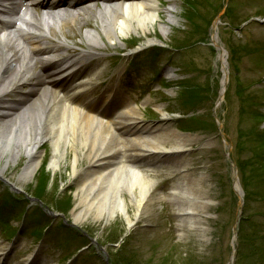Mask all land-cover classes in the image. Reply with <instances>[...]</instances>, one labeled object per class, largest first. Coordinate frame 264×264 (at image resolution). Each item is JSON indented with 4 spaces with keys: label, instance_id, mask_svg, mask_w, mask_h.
<instances>
[{
    "label": "bare ground",
    "instance_id": "1",
    "mask_svg": "<svg viewBox=\"0 0 264 264\" xmlns=\"http://www.w3.org/2000/svg\"><path fill=\"white\" fill-rule=\"evenodd\" d=\"M107 1H101L102 8H97L96 4H85L83 8H88L82 13L64 15L52 12L36 16L27 7H17L16 0H0V6L4 4L14 11L13 25L10 27L17 26L8 35H0V100L2 95L23 88L40 91L17 115L9 116L5 111H0V159L6 158L7 162L13 164L21 154L25 156L27 165L18 175L16 184L22 188L21 184L36 173L41 163L38 146L48 142L51 149L48 167L51 171L57 172L68 163L71 176L75 175L79 180L74 194L77 203L71 212L72 224L77 226L87 221H109L121 216L127 224L126 229L139 218L147 202L152 200L150 197L154 196V183L147 173L160 165L170 166L181 177L168 194L162 193L156 199L184 201V204H175L177 217L189 225H196L199 223V213L206 208L203 192L199 181L185 174L187 171L184 172V168L188 165L181 156V152H186L195 138L170 130L166 127L169 119L164 115L159 119V124L152 128L143 125L135 107L123 101L118 85L104 89L98 103L102 109L108 98L114 96L119 106L115 109L111 107L108 113L100 115L90 114L92 108L84 111L86 107L83 104L73 106L64 103L57 91L52 90L72 81L73 77L68 73H80L87 66L91 67L90 63L86 65L85 62L96 57L93 51L101 49L104 42L119 48L133 35L146 38L143 45H147L157 41L149 40L147 35L156 30L162 35L166 34L177 22L174 6L171 4L161 8L160 0ZM109 2L116 4L108 6ZM198 2L203 5L206 0ZM53 8L55 4L50 9ZM95 9L96 12L93 11ZM160 9L164 15H159ZM88 14L93 15L92 21L98 29L86 30L83 34L86 51L55 61L39 58L69 51L67 47L70 46L63 40L65 29H79L80 20H85V23L90 21ZM51 37H61L58 46H54L57 50L44 47L46 43L52 44L48 41ZM222 58L220 54V63L223 62ZM91 72V78H79L81 81L78 84L86 86L77 89H82L86 95L88 91L91 93V86L97 81L98 72L95 68ZM71 86L76 85H68ZM88 87L90 89L87 90ZM96 101L92 100L94 103ZM0 107L5 108L4 101L0 102ZM46 159V156L42 158L43 162ZM84 162L87 165H83ZM82 166L84 169L80 171ZM143 168H148V171L143 172ZM129 205L136 214L130 215ZM154 217V214L150 216ZM161 240L163 237L160 234L158 242ZM44 250L47 249L41 248L39 252Z\"/></svg>",
    "mask_w": 264,
    "mask_h": 264
},
{
    "label": "rangeland",
    "instance_id": "2",
    "mask_svg": "<svg viewBox=\"0 0 264 264\" xmlns=\"http://www.w3.org/2000/svg\"><path fill=\"white\" fill-rule=\"evenodd\" d=\"M198 1L199 0H171L169 4H174L176 24H173L171 30L166 34L162 35L156 30L146 36L149 40H160L163 43V48H159L158 50L153 48L152 50H143L141 51L142 56L138 58V64L148 63V61H146L147 54H153L159 58L158 69H162L163 71V68H165L167 72H170V76H172L171 80L166 79V74L161 77L162 79H166V87L169 88L165 87L162 93L155 92L158 87V82L155 80L157 74H154L155 70H145L139 75V85L137 87H131V89L127 91V98L130 102L138 103L139 112L143 115V122L145 123L159 120L160 115L153 112L155 106H162L164 114L166 113V115L172 119L180 115L179 112L184 104V109L188 113L198 111V113L201 114L192 121H181L179 124L176 122L175 125H173V123L171 127L175 129L176 127H182L185 134H189L196 138L194 142L196 143L195 146H191V150H188L183 159L187 161L190 160V166L188 168L194 169L193 172H191L192 175L198 178L203 175L202 184L204 187L202 191L206 194L205 197L209 209L202 215V223H208V226L203 225L204 227H202V229L205 230V228H209V231L204 234L207 240H209L210 231L213 233L219 228L218 238L213 239L212 234V243H209V241H206L202 236L200 233L201 231L194 230L190 232L189 229H185L181 237H176L179 231V229H177L179 223L173 218L171 212L164 219L165 223L161 221V224L156 227L153 225H148V227L145 228L140 227L141 222H139L136 226H133L127 231H125L127 224H125L121 216H116L113 220L109 221L83 222L74 228L81 234V236H79V243H74V240L69 239V233H73L74 230L66 227H71L72 225L68 210L72 205L75 206L77 203L74 193L78 181H75L73 176H71L70 167L69 165L67 166L68 163L64 164L57 172L51 171L48 167L51 149L47 142L44 144L47 149V160L45 162L42 161L40 165H38L36 173L27 180L26 183H28V185H23V187L29 195H33L32 190L35 186L38 187V189H50L52 192H55L61 186L66 185V190L73 192L69 195V192L66 191L67 193L64 194V197L57 200L58 204H62L59 207L61 217L59 216L58 218L64 221L65 227H63L62 231H60V228H56L49 233L52 240L49 244L54 246L51 256L53 257V263L106 264L104 256L106 255L107 264H201L199 261H201V257L203 256V264H210L212 262L214 264H229V257L232 252L230 248L232 226L236 219L239 206L237 195H235L232 190L230 168L224 157V144L218 137L219 130L215 127L214 123L212 110L214 102H211L210 98H207L208 100L205 99V97L200 94L195 95L191 93L187 96L186 93L180 96L176 95V92H180V90L179 86L176 87L175 83H181L180 80L186 77V75L182 77V73L189 72L186 66H182L184 62L188 63V57L192 59V65L195 67V70L192 71L194 75L200 80L204 76L206 78L204 81L202 80L204 88L201 87L205 93L209 91V75L211 73L216 77L215 80H218V84L220 80L219 71H215L219 68L215 65L216 56L211 53L205 42L209 36L210 22L217 9L220 8L222 4L224 5L225 0H207L203 5H200ZM232 1V4L227 8L228 10L225 17H221L223 26L219 28V39L221 44H223V46L225 45V47L231 51V56L228 57V61L231 62L230 66L233 67L235 72L239 67L238 64H240L239 76L253 95L249 103L240 105L236 97L237 94L230 91L229 99H226L224 108L222 109V106L225 102L218 108L217 120L221 123V131L225 139L234 147V158L236 163L239 165L241 164L246 172L254 173V171H256L255 173L258 175L255 176L254 181L251 183L242 178V176L240 177L241 186L243 181L249 184L247 189L248 196L245 199L244 205L246 210L245 214H247L245 217L248 221H245L242 225V227H244V238H246L244 241L243 254H246V256H242L238 263L236 260L235 264H264V255L261 258L262 260L254 259L251 257L248 249V244L253 241L254 246H259L260 250H264V179H262L264 170H262L263 166H261L262 162L264 165V145L261 146V140L254 138V136H258L260 132L264 131V127L262 128L264 118L263 115H259V110L262 111V106H264V94L261 92V89H258L254 84L255 80L257 82L259 81L260 84V77L264 76V67H261L263 65L264 56L261 54L255 56H252V54L246 55L243 49V43L255 42L260 35L264 36V32L262 31L264 28L261 26L264 25V23L259 21L255 22L254 20L255 23L251 21L241 33L233 32L234 29L241 26L240 24L249 17L254 16L255 18L258 15L264 17V0ZM164 6L167 7V5ZM87 16H90V14ZM92 19L93 15L90 16V21L88 20L86 23L85 20H80L81 27L79 29H65L67 30L65 37L69 38L67 40L84 42L82 36L86 30L93 28L98 29L97 26L94 25ZM163 19L166 18L164 17ZM255 19L260 21L264 20L260 18ZM224 25L227 26L224 27ZM204 26V30L200 33L199 31H201ZM197 33L200 34L196 35ZM129 42L135 44V46H140L146 42V38L132 35L121 44ZM104 45L108 47V43L104 42ZM122 54L121 52L116 53L110 51L105 54V56L115 58L109 60L110 63H115L116 59L122 58ZM148 65H150V63H148ZM156 71L160 73V70ZM200 74H202L201 78L199 77ZM233 77L232 86L236 87V78L235 76ZM185 87L191 88L190 83H185L183 88ZM149 90H151L152 93ZM17 91L23 92L25 89ZM146 92L149 93L147 99L148 103L140 106V98H142ZM257 107L259 108L257 109L258 114L254 113L255 111L252 112L253 108ZM241 108L244 109L245 112L240 117ZM185 111L182 109L181 114H185ZM208 115H210V118ZM252 130L253 138L249 144L245 135ZM262 135L263 137L261 139L263 140L264 132ZM207 142H209L208 146L201 147L202 143ZM41 146L43 145H40L38 150L41 149ZM25 161V156L21 154L20 158L14 163L15 165L9 163L3 172L4 176L8 177L6 179L9 183L13 184V186L17 171H19V168ZM4 164L5 162L0 161V168H3ZM85 164L84 162L83 165ZM158 176L159 174L157 173L156 176L151 177L159 179ZM31 185H33L32 188H29ZM210 193H213L215 197L211 196ZM128 211L130 215L136 214L130 205ZM36 215L37 219L40 221L41 214L38 212ZM148 215H145V217ZM53 224L54 222L50 224L47 229L48 231H50ZM43 225L47 226L48 223H44ZM33 227H36L35 224H33ZM144 229L147 233L149 232L146 241L144 240L146 233L141 232ZM130 233H132L131 236L128 235ZM133 234H138V237H142L144 242L141 239L133 242L131 240ZM160 234L163 240L158 242ZM82 236L84 241H88L90 245H92L91 247H93L90 254L87 255L88 257L82 255L85 250H80L84 246V241H81ZM64 240L66 244L70 246L65 253L62 250ZM69 253L72 256H70ZM189 253L197 257L189 258ZM66 260L69 261L66 262Z\"/></svg>",
    "mask_w": 264,
    "mask_h": 264
}]
</instances>
